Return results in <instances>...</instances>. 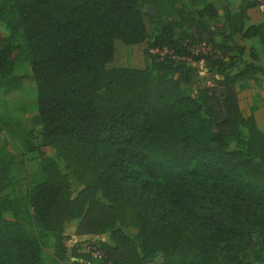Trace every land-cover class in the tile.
Here are the masks:
<instances>
[{
    "label": "trees",
    "instance_id": "obj_1",
    "mask_svg": "<svg viewBox=\"0 0 264 264\" xmlns=\"http://www.w3.org/2000/svg\"><path fill=\"white\" fill-rule=\"evenodd\" d=\"M256 4L239 0L231 11L210 0H0V88L18 90L13 63L27 64L39 154L35 180L14 198L4 192L14 156L0 145V264H39L47 238L60 259L62 225L74 217L81 234L107 232L109 241L95 239L99 264L155 256L161 264H264V245L254 242L264 239V135L253 107L242 115L234 88L264 72V18L244 26ZM201 40L212 52H193ZM114 41L145 42L151 63L109 65ZM199 63L214 79L194 96L186 85ZM3 129L21 139L0 121ZM68 176L80 185L74 195Z\"/></svg>",
    "mask_w": 264,
    "mask_h": 264
},
{
    "label": "rangeland",
    "instance_id": "obj_2",
    "mask_svg": "<svg viewBox=\"0 0 264 264\" xmlns=\"http://www.w3.org/2000/svg\"><path fill=\"white\" fill-rule=\"evenodd\" d=\"M185 1V0H181ZM252 1V0H251ZM257 4L250 12L251 21H259L264 18V0H255ZM227 2L233 4L234 0H210L213 7L218 8L219 4ZM235 7V5L233 6ZM142 10L146 14H154V9L150 4H144ZM218 10V9H217ZM216 21L220 19V11L215 14ZM202 18V17H201ZM198 21V18H196ZM185 31H190L191 27H184ZM7 35L6 29L0 21V46L4 43ZM15 48L20 46V37L17 36L13 40ZM243 46V45H242ZM248 47V45H247ZM145 42L133 45H123L120 42L114 41L113 57L109 65L112 66H129L143 67L148 66L152 58L145 50ZM14 51H12L13 54ZM246 52V53H245ZM244 59L248 58L247 49L243 46ZM264 59L261 60L263 63ZM196 72L192 75L190 82L186 85L187 92L191 95H196L197 91L204 86L211 84L214 76L211 71L206 70L200 63L195 66ZM12 72L15 75H22L20 80V88L10 94H3L0 88V121L4 123V128L19 133L21 139L10 140L6 137L5 130L0 131V145L14 156V163L9 169L11 184L4 189V192L10 197H22L25 190L33 183L38 172L39 154L36 147L38 129V120L35 108V91L34 85L28 76V66L26 63H13ZM236 90L237 104L242 115H247L251 108L255 125L264 135V72L256 74L255 78L238 82L234 85ZM244 131V130H243ZM232 142L229 147H232ZM44 154L51 156L60 171L65 172L63 163L56 158L49 148H43ZM70 192L72 195L80 188V185L68 176ZM4 217L9 218V213H4ZM79 217H74L65 221L62 225V232L65 236L63 244L65 251L60 259H57L52 252L51 239L47 238V245L40 251L39 264H63L66 260V254L73 249V245L79 240L93 238L96 240H108L107 232L101 234H81L77 224ZM122 230L127 235H133L134 229L127 226L122 227ZM257 245H264V239L254 238ZM146 264H161L159 256H155L149 263Z\"/></svg>",
    "mask_w": 264,
    "mask_h": 264
},
{
    "label": "built area",
    "instance_id": "obj_3",
    "mask_svg": "<svg viewBox=\"0 0 264 264\" xmlns=\"http://www.w3.org/2000/svg\"><path fill=\"white\" fill-rule=\"evenodd\" d=\"M192 50L193 52L200 53L212 52L210 44L206 40H201L198 43L193 44ZM148 52L158 56L169 54L165 48L160 50L156 48H149ZM77 242V244L73 245V249L68 252L66 264H99L103 258V250L101 249L99 243H97V241L93 238L81 239Z\"/></svg>",
    "mask_w": 264,
    "mask_h": 264
},
{
    "label": "crops",
    "instance_id": "obj_4",
    "mask_svg": "<svg viewBox=\"0 0 264 264\" xmlns=\"http://www.w3.org/2000/svg\"><path fill=\"white\" fill-rule=\"evenodd\" d=\"M239 2V0H234V3L233 4H227V2H223L222 4H225L226 5V7L229 9V10H231V11H234L235 10V8H236V5H237V3ZM235 5V7H233ZM254 7H250V8H247L246 9V18L244 19V26H246V25H248V24H255V23H257V22H259V21H261V20H259V21H251V19H250V12L252 11V9H253ZM219 10V9H218ZM217 10V11H218ZM220 11V10H219ZM221 12V11H220ZM237 42H238V44H240V45H243L244 47H245V50L247 49V42H246V40L245 39H241V40H237ZM246 53V52H245ZM245 60H248V58L247 59H245ZM256 77V76H255ZM249 80V79H248Z\"/></svg>",
    "mask_w": 264,
    "mask_h": 264
}]
</instances>
